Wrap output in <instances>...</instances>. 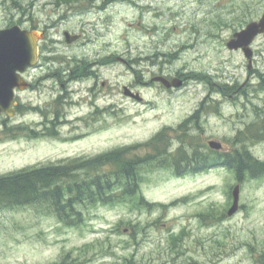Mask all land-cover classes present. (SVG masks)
<instances>
[{
	"label": "rangeland",
	"instance_id": "1",
	"mask_svg": "<svg viewBox=\"0 0 264 264\" xmlns=\"http://www.w3.org/2000/svg\"><path fill=\"white\" fill-rule=\"evenodd\" d=\"M101 3L0 0V28L50 27L42 48L52 59L42 62L53 68L32 71L33 88L19 91L21 110L12 118L0 115V176L145 142L165 127H177L204 100L210 109L202 128L191 129L200 136L195 140L209 148V140H219L225 151L246 147L264 161V139L234 144L239 134L260 125L264 33L252 44L251 70L241 50L227 47L237 31L262 17L264 0ZM66 30L84 38L68 44ZM84 60L99 61L100 78L96 84L91 79L71 84L74 100L65 107L63 138L18 134L20 125L40 128L35 107L59 99L63 88L54 72ZM178 74L186 81L181 88L144 84L154 76ZM103 81L107 88L95 101L89 90L103 88ZM226 83L236 88L226 90ZM128 85L145 101L128 99L123 92ZM171 142L174 148L180 144L177 135ZM238 183L241 207L228 216L229 191ZM139 195L145 205L90 206L75 226L35 206L0 209V264H52L65 256L70 264H264V175L239 181L234 171L217 166L179 177L172 169L147 167Z\"/></svg>",
	"mask_w": 264,
	"mask_h": 264
},
{
	"label": "trees",
	"instance_id": "2",
	"mask_svg": "<svg viewBox=\"0 0 264 264\" xmlns=\"http://www.w3.org/2000/svg\"><path fill=\"white\" fill-rule=\"evenodd\" d=\"M224 88L233 90L236 85L225 84ZM209 109L204 100L200 109L177 127H165L145 143L31 166L0 176V209L35 206L39 212L54 214L61 223L75 226L90 206L145 205L147 201L139 195V187L147 167L172 169L179 177L217 166L234 171L239 181L263 176L264 161L246 147L220 152L195 140L200 136L191 129L202 128V117ZM261 111L258 129L249 127L234 139V144L264 139V110ZM17 131L31 138L39 137L37 131L25 125L18 126ZM57 134L55 131L52 136ZM172 135H177L180 142L176 148L171 142ZM229 193L232 196L231 189ZM68 257L52 264H70Z\"/></svg>",
	"mask_w": 264,
	"mask_h": 264
},
{
	"label": "water",
	"instance_id": "3",
	"mask_svg": "<svg viewBox=\"0 0 264 264\" xmlns=\"http://www.w3.org/2000/svg\"><path fill=\"white\" fill-rule=\"evenodd\" d=\"M264 33V13L258 21H252L245 28L237 31L233 38L227 43L231 50L241 49L249 60V69L253 68L254 51L251 47L255 38ZM45 37L44 32L38 30L23 29L19 25L0 28V113H7L13 116L16 113L14 105L15 88L26 89L29 83L22 77L20 72H24L28 67L37 63L39 57V41ZM79 35L66 32V40L73 43ZM153 81L163 83L167 88L181 87L183 80L174 78L172 80L157 76ZM125 94L139 101L143 100L140 93L133 92L125 86ZM210 146L215 150H222L220 141L212 140ZM234 202L228 211L231 216L239 210L240 185H236L233 190Z\"/></svg>",
	"mask_w": 264,
	"mask_h": 264
},
{
	"label": "flooded vegetation",
	"instance_id": "4",
	"mask_svg": "<svg viewBox=\"0 0 264 264\" xmlns=\"http://www.w3.org/2000/svg\"><path fill=\"white\" fill-rule=\"evenodd\" d=\"M105 1L109 2H115V0H101V4L103 5V7L105 6ZM117 1V0H116ZM49 28L50 27H45V28H41L39 29L42 32H45V39L42 42H45L49 36L48 32H49ZM69 30H66L64 32V37L66 32ZM71 32V31H69ZM72 33V32H71ZM72 34H78V33H72ZM79 38L77 41H79L80 39L84 38V35L78 34ZM65 41H66V37H65ZM42 42L40 43V56H39V62L37 67H44L47 66L48 63L46 62H42L43 57L46 60H50L52 59L51 57H48L46 55H44V48H42ZM112 60H115L114 58H112ZM116 60L122 62V63H129V61H127V59L122 58V57H116ZM94 65V66H93ZM99 61L95 62V63H90L87 62V60H84V62L81 63H77L76 65H71V67L69 66L68 68H65L64 70H56V72H54V76H56V81L60 82L61 84V88H63L60 92H59V99L56 101H53V104H45L43 107H35V109L40 111L41 114V121H40V128L38 127H32L33 130L37 131V134H39V136L43 137V136H50V137H54V140H58V138H63V134L61 131V128L64 124L67 123L66 120V110L65 107L70 106L72 107L73 105V100H74V91L71 88V84L73 82H77V81H83V80H94V83L96 84L98 82V79L100 78V73L97 70V67L99 66ZM92 66V67H90ZM37 67L35 68H30L29 70H27L24 73L25 78L29 81L30 88L27 90H31L34 86V84L29 80L31 79V73L32 71H34ZM48 68H52V65H48ZM53 69V68H52ZM159 76V75H158ZM161 76H165V75H161ZM155 77V76H154ZM168 79H174L176 77H180L184 84L186 83V81H184L185 79H183L184 77L182 76V74H178L176 77H172V76H165ZM145 85L148 86H152L153 84H160L162 85L164 88H166L163 84L153 81V78L150 81H144ZM102 86L103 88H97V87H93L89 90V93L91 94V96L95 99V101H97L100 97H101V93L104 92V89L107 88V81H103L102 82ZM184 86V85H183ZM128 87L135 93H140V95H142V92L140 90H136L135 86H129ZM224 87V86H223ZM125 86H123V92L124 95L128 98V99H132L136 102L142 103L145 101V98L143 96V100L139 101L131 96H127L125 94ZM167 89V88H166ZM174 88H170L167 90H171ZM26 90V91H27ZM54 91V90H53ZM52 94H54V92H52ZM48 95V94H47ZM71 98V99H70ZM20 99V95H19V91L17 93V100ZM97 107V106H96ZM16 110L17 112L21 110V104L18 101V105L16 106ZM26 126V125H25ZM28 127V126H27ZM16 129V128H15ZM55 131L58 132V134L56 136H52L53 133H55ZM84 156V155H82ZM74 157H80V156H74ZM69 158H73V157H67V158H63V159H59L56 161H52L50 163L47 164H51V163H57L59 161H63L65 159H69ZM44 164V165H47Z\"/></svg>",
	"mask_w": 264,
	"mask_h": 264
}]
</instances>
